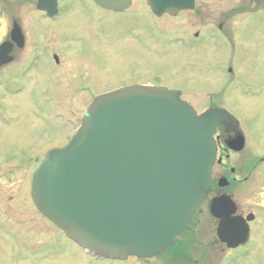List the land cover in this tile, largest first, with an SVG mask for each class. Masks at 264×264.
Returning <instances> with one entry per match:
<instances>
[{
    "label": "flooded vegetation",
    "instance_id": "obj_1",
    "mask_svg": "<svg viewBox=\"0 0 264 264\" xmlns=\"http://www.w3.org/2000/svg\"><path fill=\"white\" fill-rule=\"evenodd\" d=\"M17 1L24 10V18L17 12ZM134 1L132 0L126 11L131 10L134 13ZM227 1L229 0L225 2ZM243 1L248 5L245 10L246 18L239 20L232 29H228L226 15H220L221 19L207 23L205 30L185 33L184 41L178 42L184 51L200 52L204 60L202 67H207L208 63L213 64L214 69L218 71L217 77L221 78V81L202 84L199 88L202 102L209 104L204 110L213 107L225 108L221 104L224 99L229 101L236 96V92H246L245 89L250 97L263 95L264 84L261 81H250L249 85L240 83L238 74L232 70L231 62L207 58V48L210 46L219 50L223 44L230 43L235 48L240 24L243 25L246 21L243 27L254 34L258 33L254 36L255 39L263 37L264 0H240ZM84 3L96 5L95 0H0V122L3 125H12L10 128L19 129L21 120L22 124L28 122L24 118L27 117L26 112H30L33 120L44 117L52 124L47 142L37 143L33 147L29 142L21 143L22 145L11 143L8 149H25L17 153L7 154L2 149L4 153L0 158V188L3 190V193L0 191V264L112 262L84 250L66 237L62 230L38 210L31 193L34 168L49 150L61 148L68 143L80 125L84 107L96 94L93 84L78 87L79 91H86L88 100L79 113L66 111L62 106L55 104L60 93L48 79L52 75L51 71L61 65L60 54L74 48L71 40L74 39V33L65 32L62 26L68 20L76 18L77 15L72 14L76 9L81 8V12H84ZM116 17L111 25H121L122 34L136 33L138 28H142L136 15L128 18ZM100 19L92 21L89 25L91 27L94 23L91 28L93 34L105 31L102 23H107L108 19ZM82 21L84 22L83 19ZM52 26L56 31H51ZM259 33L263 35L259 37ZM53 36L61 38V44L51 46L54 42ZM216 50L213 53L208 52L216 55ZM49 59H52V63ZM38 71L44 72L40 77L32 78ZM30 80H36L38 83L26 94ZM26 101H29L31 109H28L29 106L27 108ZM15 107L21 108L16 116L11 113V109L15 110ZM229 113L233 118L221 120L214 135L217 151L211 173V185L184 231L164 250L170 251L164 258L168 263L176 261L183 264H234L236 259L232 255L249 256L256 245L264 243L260 227L264 220V155H260L258 145H255V148L251 146L248 134L255 120L251 119L250 123L234 112ZM258 117L260 116H255ZM17 133L19 134V131ZM25 136L29 137V134ZM33 215L38 219L36 225L42 223L46 231L39 237L22 226L25 220L23 216L32 219ZM221 224L225 228V235H233L237 228L246 226L249 230L248 242L235 248L229 247L218 235ZM215 256L218 257L217 261L214 260Z\"/></svg>",
    "mask_w": 264,
    "mask_h": 264
},
{
    "label": "water",
    "instance_id": "obj_2",
    "mask_svg": "<svg viewBox=\"0 0 264 264\" xmlns=\"http://www.w3.org/2000/svg\"><path fill=\"white\" fill-rule=\"evenodd\" d=\"M96 2L119 11L130 0ZM194 2L147 0L158 16L177 15ZM229 117L220 108L198 115L178 91L164 87L133 85L99 95L69 143L49 151L34 170V202L95 253L152 257L183 231L203 200L216 157L213 134ZM247 237L238 228L224 240L235 247Z\"/></svg>",
    "mask_w": 264,
    "mask_h": 264
},
{
    "label": "rangeland",
    "instance_id": "obj_3",
    "mask_svg": "<svg viewBox=\"0 0 264 264\" xmlns=\"http://www.w3.org/2000/svg\"><path fill=\"white\" fill-rule=\"evenodd\" d=\"M225 1L198 0L193 10L185 11L177 17L171 18L168 15L155 17L150 12L145 0H135L133 2V8L136 9L134 14L138 15L142 28H138L136 33L128 32L125 34L121 33V25H111L117 19L116 16H119L118 13L84 3L86 6L84 12H81L83 10L81 8L76 9L72 13L77 15L76 18L68 20L62 26L65 32L74 33V39H71L74 48L65 54H60L61 65L55 67L51 71V77L48 78L54 89L60 93L55 104L62 106L66 111L79 113L88 97L86 91H79L78 87L88 84H93L97 94L127 85H161L166 88L189 89L187 87L200 88L202 84H213L215 81H221V78L217 77L218 71L214 69V65L208 63L207 67H202L203 55L201 57L200 52L184 51L178 43L183 38L177 36H184L185 33L197 30H205V25L221 19L220 15H226L228 29H232L239 20L246 18L247 12L245 10L248 5L244 1ZM16 3L19 8L17 11L19 16L24 18L23 8L18 1ZM97 19L100 21L108 19L107 23H102L105 34L103 32L92 33L91 28L94 23L91 27L89 25ZM245 23L240 24L241 29L239 34H236L237 45L235 48L230 43L223 44L219 50L210 46L207 48V58L231 62L233 72L238 74L239 80L245 85H249L250 81H261L264 84V35L259 33V37L262 35L263 37H256L255 39L254 36H257L258 33L254 34L249 29H245L243 27ZM50 29L56 31L53 26ZM170 34L171 36H168ZM52 39L54 42L50 44L51 46L61 44V38L53 36ZM214 50H216V55L209 54L208 51L213 53ZM49 60L52 63V59ZM44 71L34 73L32 78L40 77ZM32 80L28 81L26 94L38 83V81ZM184 95L199 113L209 106L208 103L199 100V94L184 92ZM227 100V98L224 99L221 104L229 111L234 112L247 122L251 123V119L255 120L248 130L249 143L253 148L258 145V151L263 156L264 88L261 97H250L249 92L238 91L236 96L229 101ZM43 103L45 104L44 100ZM26 106L27 108L29 106L28 109L32 108L29 101H26ZM11 110V113L16 116L21 108L15 107V110ZM255 112L260 114H255ZM26 113L27 117L24 119H27L28 122L22 124L21 120L19 129L10 128L9 126L12 125H3L0 122V158L3 156V150L7 154H9L8 152L17 153L25 150L19 147L8 149L11 143L15 142L22 145L21 143L29 142L33 147L37 143L48 141L52 127L49 120L44 117L33 120L31 113ZM255 116L260 117L255 118ZM27 134L29 137L25 136ZM0 191L3 193L1 188ZM23 217L25 220L22 226L26 228V231L34 232L38 237L46 232L42 223L36 225L38 222V219L35 218L36 215H33L32 219L28 216ZM260 227L262 228L261 233L264 235V220H262ZM262 244L256 245L249 256L232 255L236 259L234 264H264V243ZM163 252L158 255L163 254ZM169 252V250L165 251L161 256L146 260L130 257L126 260L112 261L109 264H183L176 261L166 262L164 258ZM214 258L217 261L218 257L215 256ZM226 261L227 257H225Z\"/></svg>",
    "mask_w": 264,
    "mask_h": 264
},
{
    "label": "bare ground",
    "instance_id": "obj_4",
    "mask_svg": "<svg viewBox=\"0 0 264 264\" xmlns=\"http://www.w3.org/2000/svg\"><path fill=\"white\" fill-rule=\"evenodd\" d=\"M261 96V95H260Z\"/></svg>",
    "mask_w": 264,
    "mask_h": 264
}]
</instances>
